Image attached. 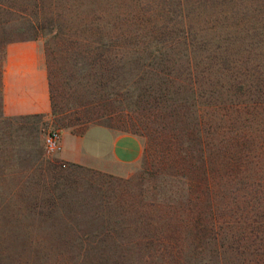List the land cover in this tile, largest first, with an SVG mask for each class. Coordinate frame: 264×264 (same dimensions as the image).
<instances>
[{
  "label": "rangeland",
  "instance_id": "1",
  "mask_svg": "<svg viewBox=\"0 0 264 264\" xmlns=\"http://www.w3.org/2000/svg\"><path fill=\"white\" fill-rule=\"evenodd\" d=\"M0 4V69L38 41L49 102L5 115L0 95V264H264V0ZM91 125L140 158L112 174L45 150Z\"/></svg>",
  "mask_w": 264,
  "mask_h": 264
},
{
  "label": "crops",
  "instance_id": "2",
  "mask_svg": "<svg viewBox=\"0 0 264 264\" xmlns=\"http://www.w3.org/2000/svg\"><path fill=\"white\" fill-rule=\"evenodd\" d=\"M1 110L5 115L46 113L49 109L46 65L36 40H16L5 45L0 69ZM140 138L129 132L91 125L83 133L60 139L57 156L97 171L119 174L141 156Z\"/></svg>",
  "mask_w": 264,
  "mask_h": 264
},
{
  "label": "built area",
  "instance_id": "3",
  "mask_svg": "<svg viewBox=\"0 0 264 264\" xmlns=\"http://www.w3.org/2000/svg\"><path fill=\"white\" fill-rule=\"evenodd\" d=\"M43 145L47 152L58 151L60 147V134L57 130L48 131L43 138Z\"/></svg>",
  "mask_w": 264,
  "mask_h": 264
},
{
  "label": "trees",
  "instance_id": "4",
  "mask_svg": "<svg viewBox=\"0 0 264 264\" xmlns=\"http://www.w3.org/2000/svg\"><path fill=\"white\" fill-rule=\"evenodd\" d=\"M114 51L118 52V47H116ZM210 160H211V157L209 156V154L204 153L203 158H202V166L204 167V169H207L206 167L210 165Z\"/></svg>",
  "mask_w": 264,
  "mask_h": 264
}]
</instances>
